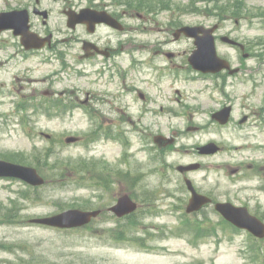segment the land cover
Here are the masks:
<instances>
[{
	"label": "rangeland",
	"instance_id": "rangeland-1",
	"mask_svg": "<svg viewBox=\"0 0 264 264\" xmlns=\"http://www.w3.org/2000/svg\"><path fill=\"white\" fill-rule=\"evenodd\" d=\"M112 1L114 4L122 2ZM28 2L0 0V11L21 7ZM128 2L141 4L142 11L151 18L147 21H140L137 17L128 20L135 24L129 26L130 40L145 44L144 50L156 43L158 36L160 39L172 38L171 31L179 25L214 23L232 12L240 21L235 35L255 42L264 38V21L260 18L264 15V0ZM45 3L57 11L58 6L50 0ZM152 7L154 11H150ZM59 22L60 18L55 16L53 25ZM233 27V21L227 23V29ZM171 46L184 50L188 42ZM230 53L236 57L234 51ZM253 63L260 65L258 60ZM47 68V64L41 66V72ZM66 86H72V82L68 81ZM195 86L188 84V94ZM63 87L64 84L59 88ZM262 89L257 86L254 92L258 94ZM227 90L232 94L239 91L238 95L248 92L243 83L236 87L231 85ZM212 99L188 98L195 113L190 119L188 116V125H200L198 131L188 130L187 135V121L181 116L169 122L160 121L155 126L167 135L178 133L177 143L169 153L156 151L151 147L152 140L133 135V146L127 153L110 139L91 145L87 138L81 144H66L69 135L87 137L92 121L84 111L51 119L45 115V109L29 108L21 120L9 107H0V111L11 113L8 119L0 117V158L38 166L48 182L39 190H31L29 185L21 182L0 180V264H264L261 249L264 240H255L247 232L237 230L214 206L198 213H186L191 195L177 165L195 161L204 166L199 171L188 172L187 177L199 191L211 194L216 200L228 199L264 210L263 177L249 170V166H245L246 176L233 172L238 167L234 166L235 159L238 160L241 153L250 155L257 143L264 142V134L260 133L259 127L239 129L234 122L229 127H218L204 111L219 107ZM242 99H234L237 103L236 119L249 109V104ZM182 109L177 105V111ZM41 131L53 139L41 136ZM209 140L221 144L224 152L209 158L193 153L197 146ZM109 180L112 181L111 188ZM123 193L135 197L140 205L135 216L138 223L118 218L108 211ZM75 207L104 208L105 212L91 224L73 230L27 224L30 218ZM149 246L152 247L150 250L147 249Z\"/></svg>",
	"mask_w": 264,
	"mask_h": 264
},
{
	"label": "flooded vegetation",
	"instance_id": "flooded-vegetation-1",
	"mask_svg": "<svg viewBox=\"0 0 264 264\" xmlns=\"http://www.w3.org/2000/svg\"><path fill=\"white\" fill-rule=\"evenodd\" d=\"M46 1L29 0L20 7L30 12L34 30L41 32L39 34L42 36L52 34L51 41H47L42 49L28 50L19 37L0 35V107H9L14 112H23L29 107L41 108L46 110L47 117L65 118L69 112L79 111L77 107L83 106L88 109V117L97 122L93 133L98 136L112 133L154 139L159 134H165L155 126L160 121L176 119L179 114L186 117L188 133V116L193 117L188 98L206 97L208 92H213L219 106L231 104L234 107L235 98H246L249 109L239 120V127L264 130V82H261L264 80V52H258L252 39L247 41L235 35L239 31L236 26L238 20L230 29H227V23L232 21L230 19L213 24L188 23L217 26V45L223 43L235 49L236 57L229 50L220 52L223 58L230 61L231 69L204 73L195 70L189 63V54L195 48V41L190 37L180 35L177 40L158 38L156 44L146 47L147 50H143L145 44L130 40L128 20L135 16L140 21L151 20L138 10L141 4L134 5L127 1L114 4L112 0H59L62 1L60 15H55L54 10L45 5ZM57 1L52 0V4H57ZM85 8L109 12L125 26L126 32L117 35L105 33L112 30L105 23H97L93 32L86 23H80L74 29V34L69 35L62 34L63 29L53 30L49 27L55 16L63 22L67 10L80 15ZM44 10L48 12L47 19L40 12ZM37 22L41 23L43 29L38 28ZM225 36L234 41L225 39ZM5 37H9L10 41H6ZM182 41L188 42L184 50L170 46ZM258 59L261 64H254ZM46 64L48 68L42 73L40 68ZM18 67L22 69L17 71ZM206 79L208 83L205 84ZM68 81L72 82V86H66ZM241 83L246 85L248 92L238 95L236 93L239 91L234 94L226 91L229 86L236 87ZM63 84L64 87L59 88ZM188 84L196 85L189 94ZM257 86L263 88L258 94L254 92ZM177 105L183 109L177 111ZM0 112V117L6 119L11 114L8 111ZM259 144L253 147L250 155L240 154L239 167L233 172L242 173L241 166H250L262 175L264 142ZM160 149L168 150L169 146ZM186 151L188 155V147ZM257 213L262 216L260 211Z\"/></svg>",
	"mask_w": 264,
	"mask_h": 264
},
{
	"label": "water",
	"instance_id": "water-1",
	"mask_svg": "<svg viewBox=\"0 0 264 264\" xmlns=\"http://www.w3.org/2000/svg\"><path fill=\"white\" fill-rule=\"evenodd\" d=\"M14 28L16 34H21L23 36L22 41L28 47L36 46L38 43L37 37L29 32L28 26V16L26 11H12V12H2L0 13V32L3 29ZM188 34V27H184ZM191 34V33H189ZM198 44L200 46L199 53L195 56L198 57L200 67H204L205 62H211L212 60L217 61L213 38L209 35L203 40H199ZM224 117H228V110L223 112ZM226 121V120H225ZM74 138H69L68 141H72ZM161 141V140H157ZM172 141V140H170ZM215 152L217 147L214 144H210L202 148V152ZM199 166H179L181 171H186L187 169H194ZM0 176H17L21 177L32 184H41L44 179L40 177L34 168L26 167L4 160H0ZM188 186L192 190L193 196L190 199L188 205V211H195L200 209L205 203L210 199L196 192L191 180L187 179ZM137 204L132 201L128 195L122 196L118 204L112 209L119 215H125L133 210H135ZM217 209L220 210L229 220L236 223L241 227L248 228L255 235L264 236V224L256 217L248 213L247 208L234 207L230 203H219ZM99 211H83L81 209H71L62 212L58 215L45 218L33 219L34 222L45 223L49 225L59 226V227H74L81 226L91 221V219L97 216Z\"/></svg>",
	"mask_w": 264,
	"mask_h": 264
},
{
	"label": "trees",
	"instance_id": "trees-1",
	"mask_svg": "<svg viewBox=\"0 0 264 264\" xmlns=\"http://www.w3.org/2000/svg\"><path fill=\"white\" fill-rule=\"evenodd\" d=\"M136 214H137V212H135V213H133V214L127 216L126 218L131 219V221H132L133 223H138V220L135 218ZM133 217H134L135 219H134ZM131 238H134V237H131ZM134 239H135V238H134Z\"/></svg>",
	"mask_w": 264,
	"mask_h": 264
}]
</instances>
